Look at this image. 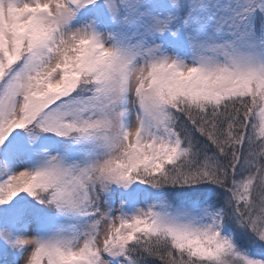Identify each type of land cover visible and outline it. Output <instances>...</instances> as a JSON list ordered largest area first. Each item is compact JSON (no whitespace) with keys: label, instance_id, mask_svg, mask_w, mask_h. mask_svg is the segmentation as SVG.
<instances>
[{"label":"snow or ice","instance_id":"obj_1","mask_svg":"<svg viewBox=\"0 0 264 264\" xmlns=\"http://www.w3.org/2000/svg\"><path fill=\"white\" fill-rule=\"evenodd\" d=\"M0 264H264V0H0Z\"/></svg>","mask_w":264,"mask_h":264}]
</instances>
